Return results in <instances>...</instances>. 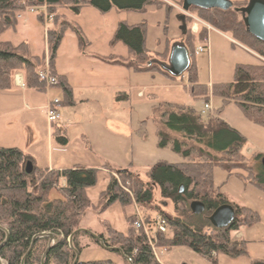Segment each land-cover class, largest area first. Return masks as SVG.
Wrapping results in <instances>:
<instances>
[{
	"label": "trees",
	"instance_id": "16d2710c",
	"mask_svg": "<svg viewBox=\"0 0 264 264\" xmlns=\"http://www.w3.org/2000/svg\"><path fill=\"white\" fill-rule=\"evenodd\" d=\"M18 0H0V36L18 24L17 15L23 10L16 5ZM249 0L232 2L229 9H202L192 6L189 11L214 29L230 35L241 45L264 58V42L253 36L246 28L242 9ZM45 2L53 23L48 29L47 42L51 51L50 63L53 69L55 52L69 23L63 19L60 8L67 7L75 13L90 6L105 13L112 8L124 11H142L149 4H161L157 0H38ZM166 9L169 11L167 6ZM186 33L182 37V47L194 53V39L203 41L207 36L200 27L195 34L190 30L191 19L185 17ZM114 40L120 41L128 50L129 58L113 59L108 62L131 69L134 72H159L175 79L169 69L149 65L147 61L155 54L145 46L144 23L129 25L119 22ZM234 45L235 43H231ZM167 53V52H165ZM164 54V53H163ZM163 54L161 56H163ZM169 59V54H168ZM43 55L32 56L29 44H17L0 39V90L13 87L14 75H23L26 89L44 91L38 78ZM188 64L186 70L193 71ZM180 75V74H179ZM192 75V74H191ZM63 103L71 104L72 89L64 76H57ZM190 93L193 98H204L207 103V89L190 78ZM213 94L224 103L233 102L245 117L264 127V61L258 64H236L234 79L230 83H220L212 87ZM120 95V94H119ZM117 95V98L118 96ZM205 116V117H204ZM156 124L157 146L169 147L181 157L178 163L161 161L148 171L145 181L129 168L120 169L119 177L109 178L104 191L108 204L121 205L148 204L153 200V189L159 187L160 195L172 202L174 214L159 208L157 213L167 220L168 231L157 234V245L170 249L188 247L197 254L215 261L218 253L232 257L245 254V241L232 239L230 232L241 224L255 222L257 215L250 208L228 201L219 186H215L213 172L216 167L228 176L244 170L247 182L264 191V168L258 155L256 164L243 153L246 138L235 128L217 116L205 115L190 106L163 102L153 109ZM53 137L62 146L67 145L65 130L52 125ZM30 158L17 147L0 146V264H73L75 252L83 246L81 238L86 236L92 243L102 247H115L121 264H161L153 255L150 244L142 230L133 226L134 216H126L128 229L120 232L108 225L97 240L89 232L78 231L81 226L80 214L90 206L87 189L97 183V168L75 165L60 170L34 166L26 173L25 164ZM234 171V172H233ZM60 178L65 180L62 187L64 196L49 199L48 193ZM121 179L122 183H120ZM128 186V187H127ZM192 201L204 204L200 213H193ZM223 204H230L235 211L232 222L225 228H215L210 221L213 211ZM148 219V213H144ZM212 230V233L206 230ZM77 231V232H76ZM53 234V240L47 234ZM74 233V234H73ZM71 245L69 236L72 235ZM102 243V244H101ZM214 253V254H213ZM75 264H117L111 260L78 261ZM251 264H264L254 260Z\"/></svg>",
	"mask_w": 264,
	"mask_h": 264
},
{
	"label": "rangeland",
	"instance_id": "374dc122",
	"mask_svg": "<svg viewBox=\"0 0 264 264\" xmlns=\"http://www.w3.org/2000/svg\"><path fill=\"white\" fill-rule=\"evenodd\" d=\"M157 1L161 4H149L142 11L112 8L102 13L85 6L79 13H75L67 7L60 8L59 12L64 15L62 20L68 22L69 26L63 31L56 63L68 67L75 45L74 61L81 71L73 74V103H63L64 96L58 87L44 91L27 89L28 93H35L34 96L24 99L18 90L15 93L18 97L16 109L12 114L7 108L0 110V142L3 146L19 148L39 167H46L52 162L54 166L63 168L80 165L99 170L96 185L86 191L90 206L80 214V227L96 235H107L105 231L108 225L117 231L126 232V216L133 214L135 208V204L123 206L119 202L107 203L104 191L110 176L119 177L120 169L129 168L146 181L148 171L156 163H178L182 160L169 147L157 146L153 109L160 103L171 102L190 106L201 113L206 100L201 97L193 98L190 93V78L207 89V103L211 105V110L206 114L219 117L246 138L243 153L250 159L249 163L255 165V158L264 155V127L247 119L235 103H224L212 92L214 85L233 81L236 64H258L260 60L264 61L263 57L233 40L230 35L234 45L230 43V39L210 29L209 45L204 52L198 51L204 40L200 42L194 39V53H189L188 57L189 63L194 66L192 75L189 70H185L180 75H175V79L159 72H134L108 62L115 58H129L126 47L114 40L118 23H144L145 46L155 53L147 64L166 70L170 68L173 49L183 43L178 19L182 0ZM28 4L36 3L29 0ZM165 6L171 10L168 11ZM188 12L199 18L195 12ZM31 15L35 20L24 24V27L17 24L16 33L9 30L0 39L15 44L26 40L39 49L44 44L46 51L49 44L45 40V29L54 26L53 20L46 26L42 17ZM18 17L17 15L19 20ZM48 51L50 52V47ZM43 64L42 61L41 66ZM84 75L86 76L83 77ZM49 99L61 101L56 104L60 121L55 123H50L46 118L45 106ZM55 124L65 127L67 145L62 146L56 142L53 129L50 138L49 129ZM32 125L36 140H33L32 133L26 127L32 128ZM234 173L228 176L226 171L216 167L213 181L229 202L250 208L257 215L255 222L241 224L237 230L230 232L232 239L245 241V254L232 257L218 253L213 261L188 247H172L159 254L158 261L161 264H251L254 260L264 261V191L243 178L247 176L244 170ZM61 179L48 193L49 199L63 198ZM119 181L122 183L121 179ZM137 206L141 212L150 215L157 213L159 208L174 214L172 202L160 195L159 187H154L151 203ZM206 231L212 233L210 229ZM81 243L89 246L82 247L79 252L80 261L111 260L121 264L116 252L92 243L86 236L81 238Z\"/></svg>",
	"mask_w": 264,
	"mask_h": 264
},
{
	"label": "built area",
	"instance_id": "2783aa9c",
	"mask_svg": "<svg viewBox=\"0 0 264 264\" xmlns=\"http://www.w3.org/2000/svg\"><path fill=\"white\" fill-rule=\"evenodd\" d=\"M28 1L29 0H18L16 2L17 6L26 9L25 11L22 10V12H19L18 18H21L24 12H28L42 17L43 23L46 24V26L48 23L50 24V22H52V20L54 19V14L49 12L45 2L39 3L38 0H34L36 4L30 5L28 4ZM180 11L183 15L192 19V23L190 27L192 33L196 34L199 31L200 27H203L208 31L210 29H213L209 24L195 17L194 15L190 14V12L184 11L183 8H180ZM48 28L49 26L46 27V29L44 28L46 42H47ZM207 48H208V42L207 39H204V44L198 48V51L204 52L205 50H207ZM48 50L49 47L47 45L45 55L43 58L44 64L38 71V78L40 79V81L43 82L45 87L44 90H48L51 87H59V80L57 76L52 72V68L50 65L51 51L49 52ZM14 81H16V83L20 87H25L23 77L20 73H16L14 75ZM60 102L61 101L57 99H49L47 102V105L45 107V114L47 120L50 123H55L57 121H60V115L56 107L57 106L56 104ZM210 110H211V106L208 103H206L202 108L201 113L205 114ZM132 215L134 216V221H133L134 228L136 230H142L144 232L146 239L150 244L152 253L154 257L158 260L159 254H162L167 249L165 247L157 245V234L166 233L168 231L167 220L159 213H155L154 215L148 214L149 218L147 219L144 215V212H141L136 204Z\"/></svg>",
	"mask_w": 264,
	"mask_h": 264
},
{
	"label": "water",
	"instance_id": "95a60500",
	"mask_svg": "<svg viewBox=\"0 0 264 264\" xmlns=\"http://www.w3.org/2000/svg\"><path fill=\"white\" fill-rule=\"evenodd\" d=\"M233 5L230 0H182V8L184 11H188L190 7L195 6L202 9H229ZM244 16V23L247 30L255 36L257 39L264 42V0H249L247 5L241 10ZM180 21V29L182 34L186 33V23L185 16L180 14L178 16ZM189 60L187 51L184 47L179 46L173 49L170 55V72L173 75H179L185 71L188 67ZM260 163L264 168V156L261 158ZM33 166L30 162L25 164L26 173L31 172ZM190 208L193 213H200L204 209V204L199 201H192L190 203ZM235 215L234 208L230 204H223L216 208L210 216L211 224L215 228H225L233 220ZM78 231L89 232L97 240H100L99 237L88 231L87 229L80 228ZM77 232V231H76ZM49 236L50 242L53 240V234L45 233ZM74 234V233H73ZM72 235L69 236V244L71 245ZM102 244V243H101ZM108 250H116L115 247H105ZM79 259V252H75V259L73 264H75Z\"/></svg>",
	"mask_w": 264,
	"mask_h": 264
},
{
	"label": "crops",
	"instance_id": "0c3cea01",
	"mask_svg": "<svg viewBox=\"0 0 264 264\" xmlns=\"http://www.w3.org/2000/svg\"><path fill=\"white\" fill-rule=\"evenodd\" d=\"M32 13H28V12H24L22 15L21 18H19V25H22L24 27V24H27L28 22L30 21H33L35 20V17L31 15ZM63 14V13H62ZM39 22V21H38ZM180 23V21H179ZM181 25V24H180ZM50 28V27H49ZM212 31L218 33L219 35H223L224 37L228 38L231 40V38L229 37L228 34H224L216 29H212ZM17 31H15L14 33H16ZM44 32V31H43ZM182 33V31H181ZM45 35V34H44ZM207 39V42H209V31L207 32V36L206 38ZM45 40H46V37H45ZM211 40V39H210ZM26 41V40H25ZM27 42V41H26ZM29 44V48H30V53L33 55V56H42L43 55V58H44V55H45V50H44V44L42 45L41 49L37 48V46H34L31 42H27ZM230 43H234L233 40L230 41ZM209 45V43H208ZM75 46V45H74ZM74 46H73V49H72V55H71V60L69 61V65L68 67H65L63 66L62 64H57L56 63V60H58V53L60 54V46H59V49L57 50L56 52V56H55V59H54V66H53V69L55 71V75L56 76H64L67 80V83L69 84V86L71 87V89L75 88V85H74V82H75V79L73 77V74H76V72L78 73H81L80 69L77 68L76 64H75V59H74ZM111 64V63H110ZM51 65V64H50ZM52 68V67H51ZM76 71V72H75ZM21 74V73H20ZM22 75V74H21ZM86 75H84L83 77H85ZM23 77V75H22ZM84 83L86 85L87 82L84 81ZM59 88V87H58ZM18 90H20L21 94H22V98H28V97H32L34 96L35 93H28L27 89L25 87H20L16 81H13V87L9 90H0V110H4L7 108V110L12 114V112L14 111V109H16V101H17V96L15 95L16 92H18ZM34 91V90H33ZM115 98V96H114ZM211 106V105H210ZM46 107V106H45ZM27 109H29L28 106H26ZM210 113V112H208ZM30 132L32 133V138L33 140H36L37 138L35 137V132L33 130V125H32V128L31 126H26ZM63 128V127H62ZM65 128V127H64ZM63 128V129H64ZM65 130V129H64ZM48 134L50 135V138H52V128L50 127L49 129V132ZM35 137V139H34ZM4 144H2V142H0V146H3ZM4 147H7V146H4ZM30 158V157H29ZM28 162H30L32 164V166L37 165V163L32 159L30 158V160H28ZM85 167V166H84ZM87 167V166H86ZM44 168H48V169H54V170H60V169H63V167L61 166H54L52 164V162L44 167ZM87 168H94V167H87ZM101 168V167H100ZM62 181V184L63 186L65 185V180L62 178L61 179ZM123 232V231H121Z\"/></svg>",
	"mask_w": 264,
	"mask_h": 264
}]
</instances>
